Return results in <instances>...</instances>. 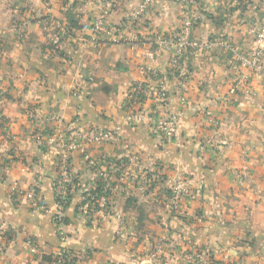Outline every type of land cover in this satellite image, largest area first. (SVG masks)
Returning <instances> with one entry per match:
<instances>
[{
	"label": "crops",
	"instance_id": "1",
	"mask_svg": "<svg viewBox=\"0 0 264 264\" xmlns=\"http://www.w3.org/2000/svg\"><path fill=\"white\" fill-rule=\"evenodd\" d=\"M143 1L112 0L107 22L124 26L94 40L85 24L101 15L102 0H0V168H7L0 172V264H57L52 257L60 246L77 254L72 264H194L187 253L264 264V67L243 69L241 78L230 63L233 49H249L248 22L262 20L264 0H201L195 7L199 44L185 59L187 88L170 78L160 109L178 114L183 144L163 145L147 122L125 121L126 102L133 84L150 83L142 67L169 70L173 46L161 40L178 30L187 7L150 0L143 19L135 18ZM50 115L64 120L62 132L120 125L119 140L87 150L126 161L136 178L154 170L156 197L135 185L129 194L120 189L110 212L94 221L77 216L73 197L63 226L69 238L60 242L53 219L59 149L35 137ZM73 165L80 183L89 184L81 153ZM175 181L192 189L185 207L200 220L165 208L163 196ZM30 186L47 201L46 211L33 206Z\"/></svg>",
	"mask_w": 264,
	"mask_h": 264
},
{
	"label": "built area",
	"instance_id": "2",
	"mask_svg": "<svg viewBox=\"0 0 264 264\" xmlns=\"http://www.w3.org/2000/svg\"><path fill=\"white\" fill-rule=\"evenodd\" d=\"M150 0H144L139 9L134 12V17L143 19L146 5ZM177 3L187 7L182 15L180 26L175 33L164 37L163 43H171L173 54L169 62L170 68L162 73L153 69L150 65L142 67L150 78L146 86L143 83L133 84L130 88L129 96L126 102L127 113L125 121L130 124L147 122L151 127V132L160 138V145L166 142L175 141L183 144L180 132V122L178 114L162 115L160 109L166 105L168 99L167 85L170 78L178 80L182 91L187 88L189 73L186 70V56L199 44L195 32L200 24V15L195 7L201 0H175ZM102 12L99 17L90 24H85V28L90 29L94 40L98 34L114 35L117 29L123 25L110 24L107 18L112 11V0H102ZM247 33L250 37V47L248 50L240 51L233 49V58L230 60L236 75L241 76V70H262L264 67V13L261 21L252 20L248 22ZM215 39L210 40L205 45L211 46ZM153 58L152 55L149 56ZM241 74V75H240ZM238 80L232 91L241 85L242 79ZM153 80V82L151 81ZM228 95L227 98H229ZM153 100L150 106H147V100ZM180 103L185 104L187 99L182 94ZM44 129L36 135V141L46 147L47 145H57L58 167L57 175L54 181L55 200L58 204V210L53 219L58 225V236L60 242H66L69 234L64 229L65 208L71 204L73 197H77L76 213L79 218L88 221H94L104 218L111 210L113 197L116 191L120 189L129 194L132 187L144 196L156 197L153 191V184L158 178L154 170H147L136 178L127 167V162L120 159L110 160L104 157L93 155L87 150L88 147L96 143L114 142L120 138V125H114L111 128L95 127L87 128L83 126H68L64 129V120L56 115L46 116L43 120ZM56 123V126L51 124ZM213 126L217 125V120H211ZM57 133V138L53 133ZM15 137V136H14ZM76 153H81L90 176V183L81 184L78 175L74 169L73 159ZM7 168L1 167L0 172L6 174ZM33 206L37 210L46 211L47 201L39 193L36 186H30L27 192ZM192 195V189L181 181H175L166 195L163 196V204L169 213L185 219L200 220L202 215L198 212L190 211L185 207V201ZM124 221L121 222L117 235L124 236ZM27 243L32 253H37L38 247L34 239L29 238ZM77 254L68 247L60 246L53 254V262L57 264H72ZM186 259L194 264H225L216 261L210 255L187 253Z\"/></svg>",
	"mask_w": 264,
	"mask_h": 264
},
{
	"label": "trees",
	"instance_id": "3",
	"mask_svg": "<svg viewBox=\"0 0 264 264\" xmlns=\"http://www.w3.org/2000/svg\"><path fill=\"white\" fill-rule=\"evenodd\" d=\"M52 260H53V257H52Z\"/></svg>",
	"mask_w": 264,
	"mask_h": 264
}]
</instances>
